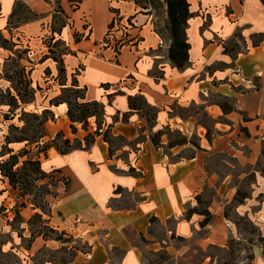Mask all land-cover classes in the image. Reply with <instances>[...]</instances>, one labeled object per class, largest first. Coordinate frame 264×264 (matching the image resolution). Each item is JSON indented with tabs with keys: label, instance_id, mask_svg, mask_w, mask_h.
Masks as SVG:
<instances>
[{
	"label": "crops",
	"instance_id": "obj_1",
	"mask_svg": "<svg viewBox=\"0 0 264 264\" xmlns=\"http://www.w3.org/2000/svg\"><path fill=\"white\" fill-rule=\"evenodd\" d=\"M17 2L36 13L51 14L56 5L55 0H0V28L9 25ZM190 2V62L179 69L169 58L171 37H163L150 15L140 12L135 2L60 0L61 12L67 17L59 33L68 47L62 54L65 79L60 81L53 72L48 83L60 92L73 84L86 87V100L105 104L102 128L109 126L114 139L127 140L115 146L112 157L102 133L95 135L89 148L61 154L52 147L48 156L42 157L47 173L59 170L56 174L69 182L65 186L59 180L57 197L48 199L50 223L91 246L71 264H144L141 254L145 248L138 242L144 239L150 242L147 249L156 247L157 227L184 238L202 232L201 243L208 246H224L238 230L227 216L226 206L237 200L239 185L234 188L231 176L212 169L211 162L213 156L222 155L234 158L241 166L253 165L263 153L264 40L256 45L255 41L264 34V3ZM116 14L133 26L129 30L131 44L121 48L117 56L111 48H99ZM251 82L258 87L246 89ZM137 94L158 109L153 127L139 113H132L127 121L122 115L116 119L119 112L130 110L129 96ZM214 96L219 101H211ZM226 101L232 107L227 113L220 105ZM193 105L203 106L214 119L212 131L194 116L181 115L179 109ZM51 109L56 118L47 123V139L63 131L67 138L84 141L99 127L92 117L87 129L76 123L77 132L73 133L67 103ZM169 127L182 130L189 142L170 147L171 137L166 133L161 146H156L151 136ZM131 167L135 173L129 172ZM118 187L121 192L116 191ZM211 191L214 197L206 198ZM125 193L133 194L134 203L116 205ZM202 200L205 206L200 204ZM37 210L32 209L34 213ZM236 212L252 219L264 234L263 176L257 175L250 195L238 202ZM206 213L210 214L208 221ZM49 245L50 241L39 235L29 248L16 247V264H35L31 257ZM259 249L253 245L255 264L264 261ZM116 250L123 251L120 259L114 256Z\"/></svg>",
	"mask_w": 264,
	"mask_h": 264
},
{
	"label": "rangeland",
	"instance_id": "obj_2",
	"mask_svg": "<svg viewBox=\"0 0 264 264\" xmlns=\"http://www.w3.org/2000/svg\"><path fill=\"white\" fill-rule=\"evenodd\" d=\"M132 1L135 4L136 1L140 3V5L136 4L140 12L150 15L163 37H170L166 8L161 5L162 3L151 4L145 0ZM55 3L54 11L51 14L36 13L25 4H18L15 14L10 18L9 25L6 29L0 28V102L5 104L11 102L12 97L8 89L12 94H15V89L20 88L25 93L24 100H30L27 103L20 101L25 110L41 113L46 107L51 106V102L60 98H69L74 101L77 95H85V90L82 87L78 91L63 89L60 92L59 88L55 89L52 83H48L54 78L53 72L57 73V78L60 81H64L65 72H61L64 67L62 54L68 50L65 42L59 36L63 25L67 23V17L61 12L60 0H55ZM14 43L17 45L14 46ZM3 45L12 50L4 48ZM231 47L237 49L234 46ZM22 68H24V76L20 75ZM32 68L34 69L30 76L27 75ZM28 78L33 80L31 86L36 89L35 93L26 92L30 90V87L27 86ZM19 100L21 99L19 98ZM211 101H219V97H211ZM10 109L7 105H0V155L10 124L20 127L27 125L29 130L26 134L32 135L33 128L37 127L40 121L32 116H23L24 120H21L20 113L12 117ZM179 111L183 117L194 116L200 124L212 131L214 119L203 106L193 105L189 109H179ZM16 112H20V109ZM5 114H9V118H6ZM221 120L226 121L224 118ZM180 132L183 133L182 130L175 129L169 130L168 134L171 138H179ZM14 133L18 132L14 131ZM191 140L195 142L196 137L193 136ZM26 143H13L10 147L18 151L26 146ZM56 143L62 149L68 148L63 143V139H58ZM43 144L41 143V146ZM117 144L119 145L120 142ZM35 146L36 144L32 147L34 153L38 152V148ZM3 151L5 152L6 149ZM26 158L27 156H24L21 160ZM211 168L221 174H229L234 188L235 184L239 185L240 193L236 195L237 200L232 199L226 206V214L236 224L238 230L224 246H208L201 243L202 232L184 238L166 233L164 227H157L154 233L159 244L156 247L147 249L146 244L150 242L144 239L138 242L141 247L145 248L141 254L144 264H255L257 252L253 250V245L262 249L259 251H261L264 260V234L259 233L258 226L252 219L236 212L238 202L250 195L257 181V175L264 177V147L261 157L253 165L241 166L234 158L215 155L211 162ZM49 175L50 178L47 181L55 183L62 179L65 186H68L69 182L65 178H61L56 173H49ZM52 177L54 179L51 180ZM0 184L2 188L6 189L0 197V208L3 206L0 210V264H16L19 261L16 247L29 248L39 235L49 240L50 245L43 247L31 257L35 264H71L77 255L90 251L91 246L85 239L65 230L67 234L62 235L63 230L55 228L50 223L51 207L46 200L52 195H47L44 198L45 190L33 189L31 195L25 196L20 201L19 190L11 188L8 181L0 182ZM51 190L56 193L53 186H51ZM213 197V191L206 195L208 199ZM260 198L261 196L258 197V199ZM18 202H25L26 206L20 208V216L15 218L14 209ZM132 203H134V198L130 193L124 194L122 202L118 204L115 202L116 205L121 206H129ZM204 203L205 200L200 202L202 206H205ZM35 204L40 208H37V212L34 213L32 209L37 207ZM36 213H40L41 216ZM122 255V250L114 252L115 258L120 259ZM260 264H264V261Z\"/></svg>",
	"mask_w": 264,
	"mask_h": 264
},
{
	"label": "trees",
	"instance_id": "obj_3",
	"mask_svg": "<svg viewBox=\"0 0 264 264\" xmlns=\"http://www.w3.org/2000/svg\"><path fill=\"white\" fill-rule=\"evenodd\" d=\"M125 1H132V0H125ZM149 3H156L160 2L161 5H164L166 8V13L168 17V23H169V30H170V37H171V45L169 48V58L173 65L179 69H183L187 67V65L190 62V55L189 51L191 48V44L188 40L187 36V27L189 19L192 17L193 13L190 10L191 2L190 0H145ZM264 3V0H262ZM18 4H23L21 2H17ZM136 4L140 3L136 1ZM16 5V6H17ZM16 8L14 9V13L16 12ZM144 8V7H143ZM66 26V24L63 25V27ZM264 40V34L260 35V39L255 41V45L259 43L260 41ZM17 44L14 43V46ZM6 49L7 46L3 45ZM12 50V49H11ZM225 50H228V47L225 48ZM63 63V59H62ZM20 72V75L24 76ZM31 70L28 71L27 75L30 76L32 73ZM65 72V68L63 67L61 69V72ZM75 81V80H74ZM33 83V80L31 78H28L27 80V86L30 87V90H27L26 92H36V89L31 86ZM75 86L68 87L66 89L70 91H78V89H81L80 87H77V84H73ZM40 89V88H39ZM86 93V87L83 88ZM9 94L12 97L11 102L9 103H3L0 102V105H7L11 109V113L13 114L12 117H15L17 113H20V119L24 120L23 116H32L35 119L40 120L37 127L33 128L34 133L32 135H27L28 128L27 125H24L22 127L17 126L15 124H10L9 132L5 134V144L3 145V150L6 149L4 152L1 151L0 155V182H6L8 181V184L11 188L15 190H19L20 193L18 197L20 198V201L22 198H25V196L31 195L33 189L37 190H45V197L47 195H52L54 197H57L58 193H54V190H51V186L54 188L57 187L59 180H57L55 183H51V181H47L50 178L49 173H47L43 167H42V157L48 156V151L50 148L55 147L61 154H67L68 152L75 150V149H86L89 148L92 143L95 140L96 134H103L105 140L109 143V153L112 157L115 154V146H118V142L120 143H127V140L125 138H118L114 139L111 135L110 127H106L105 129L102 128V122L105 115V104L101 101H88L86 100V95H77L76 99L73 101L69 98L56 100L55 102H51L50 107H46L41 113L37 112H30L26 111L25 107L20 103L22 101L23 103H27L29 101L24 100L25 99V93L22 89L16 88L15 94L11 93V90L8 89ZM19 98L21 100H19ZM33 98V97H32ZM109 98H112V95L109 96ZM32 100V99H31ZM61 102H66L68 105V111L67 115L69 119L71 120V129L73 133L77 132V126L76 123H81L84 128L87 129L89 119L92 117H95L98 122V129L95 133H88L86 137L84 138V141L76 138L74 140L65 137V134L63 131H60L57 133L55 138L53 139H47L48 129H47V123L49 121H53L56 118L55 113L51 109L53 105H59ZM129 105L130 110L128 112L124 113H118L116 116V119L118 120L120 115H122V119L127 121L129 120V117L132 113H139L140 116L149 123L151 127L155 125V122L157 120V114L158 109L148 103L146 98L142 94H137L134 96H129ZM223 111L227 113L232 109V107L228 104V102L220 103ZM18 109H20V112H16ZM14 110V111H13ZM6 118H9V114H5ZM172 130L170 127L165 130H160L157 133L153 134L151 136L153 143L156 146H161V138L164 134H168V131ZM14 131H17L18 133H14ZM144 131V130H143ZM173 131V130H172ZM179 138H171L169 142V146L173 147L177 144H184L189 142V139L187 136L183 135L181 132L179 133ZM207 137L209 140H211V133L210 131L207 134ZM58 139H63V143L68 147L67 149H62L56 141ZM26 143V146L22 147L18 151H15L13 148L10 147L13 143ZM192 142H194L192 140ZM41 143H44L41 146ZM36 144L35 147L38 148V152H33V145ZM198 146V144H195ZM24 156H27L26 159L21 160ZM59 172V170H54L51 173ZM129 172L135 173L136 170L134 168H130ZM54 179V177L51 178V180ZM6 189L1 187L0 184V197L4 194ZM117 192H121V188H117ZM240 193V191L238 192ZM46 200V199H45ZM49 204L48 199L46 200ZM19 203V202H18ZM16 205L15 211V218H18L20 216V208L26 206L25 202L19 203V205ZM36 205V204H35ZM37 206V205H36ZM3 207V206H2ZM0 208V210L2 209ZM36 208H40L37 206ZM5 209V208H4ZM1 212V211H0ZM207 214V218L205 221H208L210 218V214ZM36 215L41 216L40 213H36ZM67 234L65 231L62 232V235Z\"/></svg>",
	"mask_w": 264,
	"mask_h": 264
},
{
	"label": "built area",
	"instance_id": "obj_4",
	"mask_svg": "<svg viewBox=\"0 0 264 264\" xmlns=\"http://www.w3.org/2000/svg\"><path fill=\"white\" fill-rule=\"evenodd\" d=\"M132 27L133 26L131 22L123 23L122 20L120 21V15L116 14L113 24L105 35V38L100 42L99 48H111L117 56L121 48L128 44H131L130 41L132 40V38L129 30ZM257 87L258 85L256 84V82H251L249 87L245 86L246 89H256Z\"/></svg>",
	"mask_w": 264,
	"mask_h": 264
}]
</instances>
